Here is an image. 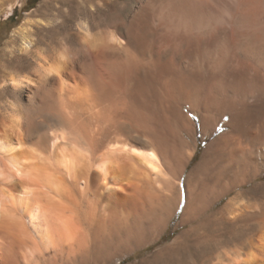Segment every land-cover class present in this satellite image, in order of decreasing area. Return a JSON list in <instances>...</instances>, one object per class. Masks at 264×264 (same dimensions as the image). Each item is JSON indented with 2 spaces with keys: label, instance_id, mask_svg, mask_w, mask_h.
<instances>
[{
  "label": "bare ground",
  "instance_id": "6f19581e",
  "mask_svg": "<svg viewBox=\"0 0 264 264\" xmlns=\"http://www.w3.org/2000/svg\"><path fill=\"white\" fill-rule=\"evenodd\" d=\"M17 1L1 0L0 13ZM93 5L92 14L105 15L104 26L99 22L94 32L86 17L79 18L76 42L67 37L58 45H39L27 27L30 12L14 32V51L32 58L31 76L8 73L5 82L16 92L31 89L35 98L24 112L17 104L1 121L0 218L21 219L19 230L32 242L27 264L49 248L79 243L82 222L94 230L96 258L124 238L143 245V219L156 218L150 207L160 211L153 224L164 227L181 201L175 174L188 156L187 142L177 150L167 132L183 119L190 137L185 105L198 114L204 133L225 127L190 175L201 167L207 172L215 162L236 161L244 138L264 135V0ZM34 115L43 121L32 123ZM40 125L45 128L39 132ZM202 174L195 190H187L179 224L201 218L230 189L208 198ZM240 205L233 197L220 213L231 216ZM124 211L133 221L124 219ZM100 212L109 216L107 228ZM185 246L186 236H178L174 246L156 252L164 257L158 264H181ZM8 252L3 253L12 261ZM3 253L0 247V264L7 262ZM222 264H264V258L251 255Z\"/></svg>",
  "mask_w": 264,
  "mask_h": 264
},
{
  "label": "rangeland",
  "instance_id": "374dc122",
  "mask_svg": "<svg viewBox=\"0 0 264 264\" xmlns=\"http://www.w3.org/2000/svg\"><path fill=\"white\" fill-rule=\"evenodd\" d=\"M102 1L38 0L33 8L27 10V8H23L26 0H18L15 8H17L20 18L9 32L8 29L12 21H5L2 18L8 15V12L12 14L15 8L0 13V130L2 129L1 121L7 120L12 109L17 107L15 105H21L24 112L30 106V100L35 98V93L31 89L22 88L16 92L5 82L8 73L31 76L30 60L32 58L27 54L19 56L15 52L18 41L14 38V32L24 22L26 13L33 14L32 21L27 25L32 38L42 46H47V43L58 45L67 37L74 38V42H76L75 31L79 29L77 25L79 18L86 17L89 24L95 26L92 27L95 28L94 32H97L96 28L100 25L102 28L104 26L102 24L106 20L105 15L101 11L93 13L95 16L92 14L95 11L93 4L97 2L101 4ZM7 44L14 46L11 48ZM183 110L187 114L189 113L188 116L191 118L190 137L187 136V123L183 119H180L176 128H171L173 133L170 130L167 132L168 139L170 142L173 141L172 145L175 149L183 148V140L187 142L184 146V152L188 155L185 165L182 166V172L178 170L175 174L181 190V201L173 216L167 218L163 224L164 227H161L160 224H153L160 216L159 209L148 207L155 213L156 218L143 219V231L139 237L145 241L144 246L136 247L134 240L124 238L111 243L105 255L102 258H96L93 255L94 230L92 226L82 222L77 226L79 243L57 250L49 248L39 254L34 264H158L157 260L160 261L164 257L161 255L156 257V252L174 246L176 238L180 235L186 236V246L180 255V257L182 256L181 264H202L203 261L205 264H222L224 262L231 263L233 260L242 262L251 255L264 258V135L260 138L258 136L244 138L236 161L215 162L211 166L209 165L210 168L208 166L207 172L204 167H201L190 175L192 169L201 160L208 144L225 127L219 124L213 132L204 133L198 114L191 112L188 105H185ZM30 121L32 123L42 122L43 117L34 115ZM40 127V129L36 128L39 132L45 128L43 125ZM199 144H201L199 153L196 159L191 161ZM208 161L207 157L206 164ZM203 172L204 174H202ZM201 174L205 176L204 195L208 198L220 188L230 189L216 200L201 218L191 223L179 224L186 203L187 190H195ZM240 178L248 181L242 185L235 184L234 181H238ZM233 197H238L241 212H233L231 216L222 215L221 210ZM122 215L125 220L133 221V217L128 211H124ZM207 215L210 217L208 224L202 227L203 218ZM99 216L105 221L104 227L107 228L110 224L109 216L102 212L99 213ZM10 219L0 218V247L2 253L8 252L7 248L10 249L11 252L8 253L14 257L10 255L11 259L13 258L11 261L8 254L3 253L2 256L4 259L6 258V264H15L16 262V264H27L25 253L27 247L32 244L31 239L25 232L19 230L18 226L22 225L21 219H17V217L11 221ZM156 227H160L159 230ZM85 251H88L89 254L85 259H81L82 253ZM167 264L172 263L167 262Z\"/></svg>",
  "mask_w": 264,
  "mask_h": 264
},
{
  "label": "trees",
  "instance_id": "16d2710c",
  "mask_svg": "<svg viewBox=\"0 0 264 264\" xmlns=\"http://www.w3.org/2000/svg\"><path fill=\"white\" fill-rule=\"evenodd\" d=\"M37 1L38 0H26V3L23 6V8H27V10L28 9H31V8H33L35 6V4H36ZM19 18H20V15L17 13V8H15L14 11H13V13L10 16H8L6 19H4L5 21H12V24H11L10 28L8 29V32L10 31V29L13 26H15L18 23ZM200 147H201V144L198 145V147L196 149V152H195V154H194V156H193V158H192L191 161H194L196 159V156L199 153Z\"/></svg>",
  "mask_w": 264,
  "mask_h": 264
},
{
  "label": "water",
  "instance_id": "95a60500",
  "mask_svg": "<svg viewBox=\"0 0 264 264\" xmlns=\"http://www.w3.org/2000/svg\"><path fill=\"white\" fill-rule=\"evenodd\" d=\"M17 5H14V7L13 8H15ZM11 13H8V15H6V16H4L2 19H5V18H7L9 15H10ZM0 20H1V18H0Z\"/></svg>",
  "mask_w": 264,
  "mask_h": 264
}]
</instances>
